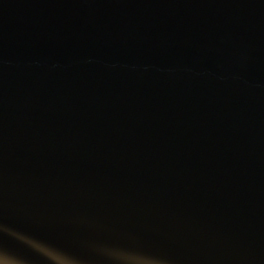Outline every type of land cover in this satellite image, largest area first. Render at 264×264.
Returning <instances> with one entry per match:
<instances>
[{"label":"water","instance_id":"95a60500","mask_svg":"<svg viewBox=\"0 0 264 264\" xmlns=\"http://www.w3.org/2000/svg\"><path fill=\"white\" fill-rule=\"evenodd\" d=\"M0 264H264V0H0Z\"/></svg>","mask_w":264,"mask_h":264}]
</instances>
